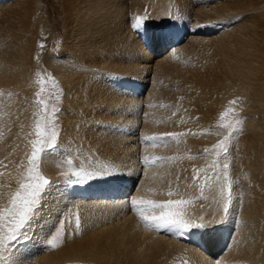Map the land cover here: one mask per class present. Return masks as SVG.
<instances>
[{"label":"bare ground","instance_id":"obj_1","mask_svg":"<svg viewBox=\"0 0 264 264\" xmlns=\"http://www.w3.org/2000/svg\"><path fill=\"white\" fill-rule=\"evenodd\" d=\"M141 1L150 18L135 1L62 0L65 37L42 55L40 71L61 94L60 105L50 103L58 140L39 163L50 183L14 239L5 209L28 181L42 120L30 111L37 1L19 27L16 12L3 28L11 40L0 51V264H264V0ZM251 10L258 14L234 21ZM165 23L184 41L162 52ZM206 26L218 31L193 33ZM234 111L242 123L223 126L222 114ZM173 132L183 133L179 143L143 139ZM226 137L224 153L215 145ZM144 156L164 159L145 164ZM134 198L187 201L183 219L205 225L194 227L197 242L149 226Z\"/></svg>","mask_w":264,"mask_h":264},{"label":"snow or ice","instance_id":"obj_2","mask_svg":"<svg viewBox=\"0 0 264 264\" xmlns=\"http://www.w3.org/2000/svg\"><path fill=\"white\" fill-rule=\"evenodd\" d=\"M136 28L140 27L138 22L135 25ZM43 104L45 110H47V104L43 100L39 101ZM234 103V102H233ZM231 111V110H230ZM55 112V109H53ZM226 113L222 114L223 119ZM237 123H242L237 121ZM227 127V125H223ZM234 131L236 129H233ZM37 139L32 141L33 151L30 156V168L28 169V181L20 185V190L17 191L12 198L11 205L5 209L7 216L11 218L13 227L8 228V232L11 238H15V234L18 230L25 228L27 222L31 219L30 213L34 212V206H38V200L41 197L43 191L49 185L50 181L43 176L39 171L38 161L41 154L45 149H51L55 146L57 140V130L55 127V121L49 119H43L40 123L36 124ZM183 133H165L161 136L151 135L143 137L145 142H151L153 145L159 140H163L168 137L174 140L176 143L180 142V137ZM227 137L224 141L219 142L215 147L220 151L227 153ZM219 155V153H217ZM163 157H153L151 160L148 156L143 157L145 164H155L159 160H163ZM225 168L228 165H224ZM76 176H80V172L75 173ZM223 194V193H222ZM171 195V193H169ZM228 199H231V182L228 184L227 191ZM187 203L185 200H143L132 199L131 205L141 213H150V215H144L143 219L149 226L155 228H179L189 229L194 227H204V224H192L191 222L183 219V212L180 210L181 205ZM227 210V206H225ZM77 227H79V219L77 218ZM52 247H56L55 239L51 242Z\"/></svg>","mask_w":264,"mask_h":264},{"label":"rangeland","instance_id":"obj_3","mask_svg":"<svg viewBox=\"0 0 264 264\" xmlns=\"http://www.w3.org/2000/svg\"><path fill=\"white\" fill-rule=\"evenodd\" d=\"M25 1L26 0H1L0 1L3 3V4L0 3V7H1L0 8V36L4 32L3 28H6L10 22L8 20L9 17L12 15H13L12 17H14V18L17 17L18 14L14 15L16 12L21 13V14L19 17H17L18 19L16 18L14 20L15 22H13L12 26L19 27L21 25V22L27 20V16H28L27 5L30 2H29V0H27V2H25ZM36 1H37V4H35L36 11H34V9H33L34 22L36 23L38 21H41L40 22V28L41 27L42 28H41L40 33H39V39L37 41V55L35 56L36 57L35 64H37V66H39V69H37L38 71L34 70V72H33L34 73L33 77L36 79V84L38 85V88H37L36 93L34 95V100L32 101L33 107H31L30 111L32 113V116H34V117L35 116L36 117L41 116L42 120L43 119L54 120L55 121V127L58 129V130L56 129L58 132L59 128H60V124H59V120H58L59 118L57 116L58 115V109H56L55 107H52L50 105V103L51 102L54 103L56 101L54 106L60 105V103H61L60 95L61 94L60 93H57V94L54 93V85H53V83H51L50 79L53 78L52 81H56L54 79L55 77L50 76V74L44 75L45 73L43 74V72H40V71H42V69H43V65H42V57L43 56L42 55H44L45 52L48 51V49H51L52 51H56V52L59 51L61 44L63 42V39L65 37V31H66L65 16L63 14V11L61 10V6L63 5V2H62V0H36ZM127 1H129V2L135 1L136 2V8L139 6L140 7L143 6L144 7V10H143L144 13L147 14L148 17L150 18L147 4L144 6V3L141 0L140 1L139 0H127ZM201 1L203 2L205 0H201ZM254 13L258 14L257 11L251 10V11L237 13L236 15H234L233 18H235V16H236L234 21H243L244 19H247L249 16L254 15ZM192 26H194V25H191V27ZM9 40H11L9 37H6V38L0 37V51L9 45V43H10ZM43 46H44V48H43ZM38 72H40V74ZM166 84H167V82H166ZM46 95H47V97H46ZM51 95H52V97H51ZM42 97L44 99H46V101H47L46 102L47 110H45V107L43 104L39 103V101L42 100ZM231 104L235 105V101H232ZM53 109H55V112H53ZM235 112L236 111L232 112L229 115L224 116V119H223L224 123L223 124L224 125L227 124L228 128H232L231 125H233V124L234 125L238 124L237 121H239V118H235V116L237 114V112L236 113ZM249 116H252V115L249 114ZM255 118L257 119V117H255ZM259 123H261V121ZM57 140H58V136H57ZM228 140L229 139H227V141ZM32 151H33V149H32ZM39 163H40V159L38 161V164ZM39 171H40V164H39ZM218 173H219L218 171H215V173H213V174L216 177ZM198 175H197V178L199 180L200 176H198ZM207 179H208V176H205L203 180L201 178V180L203 182L202 188L205 190H209L210 188H212V185L210 187L207 186L208 185L206 183ZM239 182H238V184H239ZM131 194L129 195V198H130ZM240 197H242V194L240 195ZM34 207H36V206H34ZM5 221H8V220H5ZM7 225L9 226V228L13 227L11 222H7L6 227H5L6 229H7Z\"/></svg>","mask_w":264,"mask_h":264}]
</instances>
